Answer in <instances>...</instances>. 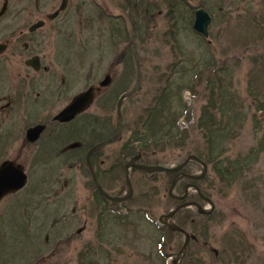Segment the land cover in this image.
I'll return each mask as SVG.
<instances>
[{"label":"rangeland","instance_id":"obj_1","mask_svg":"<svg viewBox=\"0 0 264 264\" xmlns=\"http://www.w3.org/2000/svg\"><path fill=\"white\" fill-rule=\"evenodd\" d=\"M71 3L62 18L39 33L41 39L47 38L46 45H64L61 70L67 79V103L74 93L104 80L116 54L113 80L103 97L73 120L61 122L62 128L52 129L51 136L47 133L37 145H23V140L38 117L27 115L15 124L13 107L0 108V163L13 159L28 174L26 187L0 204V264H172L184 252L185 236L157 226L176 203L168 197L172 176L131 168L134 199L108 203L97 192L86 162L89 148L118 133V96L136 83L132 13L138 28L141 83L121 106V137L92 155L94 170L108 193L125 196V166L135 156L126 157L123 147L135 140V131L151 134L148 141L153 143L145 156L176 166L205 147L197 125L206 108L205 113L217 117L214 129L220 124L238 130L232 140L224 139L223 158H246V177L228 184L210 165L199 185L212 203L188 187L189 200L209 213L200 215L192 205L173 220L179 224L184 216L190 217L185 227L193 238L181 263L264 264V112L258 109L264 110V104L259 105L264 103V0ZM28 4L15 0L17 23L9 12L3 24L14 22L28 33L31 22L46 18L51 6L40 2L39 9L38 3L33 8ZM201 8L212 16L207 39L193 29L195 12ZM100 11L105 15L102 22L103 16L93 22L90 16ZM24 32L19 45L29 41ZM8 89L5 84L3 96H8ZM231 108V114L233 108L243 113L234 116L235 125L228 120ZM252 149L258 154L251 155ZM188 170L200 175L204 166L192 161ZM175 179V193L180 195L186 181Z\"/></svg>","mask_w":264,"mask_h":264},{"label":"flooded vegetation","instance_id":"obj_2","mask_svg":"<svg viewBox=\"0 0 264 264\" xmlns=\"http://www.w3.org/2000/svg\"><path fill=\"white\" fill-rule=\"evenodd\" d=\"M62 1L28 0V7L32 6V8L34 5L37 6V3L39 8L40 2L43 6L51 3L49 11L44 13L46 18L42 17L36 22H31L32 25L40 22L42 26L34 31H31L28 27V33L23 30L20 31L18 25L15 26V23H17L15 18L19 16L15 15V0H2L0 6V73L3 74L0 75V82L6 80L0 87V103L8 99L0 108L13 107L15 111L14 118H16L15 124L27 115L38 117L31 126L46 125L38 140L39 142L44 139L47 133L51 136L52 129L55 131L64 126L50 117L51 114H57L68 104V97L66 96L67 79L61 70L64 68V59L61 57V48L64 45H58V47L57 45H46L47 38L42 37L43 42L39 36L40 31L52 23L54 24L59 17L62 18L66 14L65 11L69 9L72 0H66V8L60 10ZM5 8V13L1 15V11ZM9 12H11V18L15 23H7L5 26L3 21ZM63 20L67 21L66 18ZM23 25L25 26V24ZM28 26H30V23ZM23 32L29 36V41L19 45L20 39L24 38ZM15 33H20V36H15ZM57 50L59 52L58 57H56ZM114 65L113 62L108 75H112ZM5 84L9 85L8 96H3L5 94V91H3ZM107 92L105 91V93ZM51 121L53 122L51 123ZM16 135L15 132V137ZM23 141V145L29 144L25 139ZM38 141L31 145H37Z\"/></svg>","mask_w":264,"mask_h":264},{"label":"water","instance_id":"obj_3","mask_svg":"<svg viewBox=\"0 0 264 264\" xmlns=\"http://www.w3.org/2000/svg\"><path fill=\"white\" fill-rule=\"evenodd\" d=\"M130 6L132 4V0H128ZM132 22H133V31H134V34H133V50H134V55H135V59H136V62H137V67H138V78H137V83L136 85L134 86V88L125 93L121 98H120V101H119V104H118V114H119V130H118V133L109 138V139H106L98 144H96L95 146H93L88 154H87V161H88V164L91 168V171L93 173V178L96 182V185L98 186V188L100 189V191L107 197L109 198L110 200H113V201H123L125 200L126 198H128L129 196H131L133 194V187H132V184H131V181H130V176H129V168L131 166H137L141 169H144L146 171H149V172H155V171H168V172H171V171H176V170H179L181 168H183L185 165H187L189 162H191L192 160H195V161H198L200 163L203 164L204 166V173L200 176H190L191 178L193 179H200L204 176L206 170H207V165L203 162H201V160L199 158H197L196 156H190L184 163L180 164V165H177V166H173V167H169V166H163V165H160V166H147V165H136L132 162H129L126 164L125 168H126V171H127V183H128V186H129V194L124 197V198H121V197H112V196H109L108 194H106L101 185L99 184L98 180H97V177L93 171V168L91 166V163H90V157L91 155L98 151L100 148H102L103 146H105L106 144L108 143H111L115 140H117L119 137H120V134L122 132V114H121V104L123 103V101L126 99V98H129L130 96H132L139 88V84H140V60H139V54H138V51H137V25H136V20L134 18V15L132 13ZM211 23V16L209 15V13L207 11H205L204 9H199L197 12H196V20H195V24H194V28L196 31H198L199 33L205 35V36H208L209 32H208V27ZM110 83V78L108 77L103 83L102 85H108ZM93 98H94V90L93 89H90L89 91L85 92V93H82L80 95H78L77 97H75L74 101L65 109L63 110L59 116L57 117L59 120L61 121H69L71 119H73L77 114L83 112L85 109H87L88 105L93 101ZM34 130H36V128L34 129H30L29 130V134L32 133ZM32 140V139H31ZM27 183V176L24 172V168L21 166V165H18V164H15V163H12V162H5L1 167H0V201L6 196L8 195L9 193H14L20 189H22ZM175 186V182L173 183V186H172V189L174 188ZM195 188L198 189V191L200 192L199 188L195 185H193ZM172 189L170 191V194H172ZM210 203L211 200L206 198ZM182 206L184 205H181L179 207H177L176 209H174L173 211H171L167 216L166 218H171L174 216L175 212L180 209ZM200 210L201 212L205 213V210H203V208L200 207ZM170 225L172 228L182 232V233H185V231H183L181 228L177 227V226H174V225H171V224H168ZM186 235V241H185V245H184V249L187 248L188 244H189V240L190 238L193 236L185 233ZM213 251L218 254V251L216 249H213ZM181 254L179 255L178 258H181ZM176 262V261H175Z\"/></svg>","mask_w":264,"mask_h":264},{"label":"trees","instance_id":"obj_4","mask_svg":"<svg viewBox=\"0 0 264 264\" xmlns=\"http://www.w3.org/2000/svg\"><path fill=\"white\" fill-rule=\"evenodd\" d=\"M256 95L254 97V100H256L257 98ZM263 104L264 103H261L259 105H263ZM205 109L206 108H204V110ZM204 110L202 111L201 116L199 117L198 120L199 123L197 125V129L201 130L203 137L205 138L206 145L201 149L202 151L200 150L199 153H197L196 155H198L203 161H205L208 164V166L211 165V167L216 172V174L219 175L220 178H222V181H225L228 184L238 183L239 180L241 181L242 179L241 177H246L245 174L246 165L244 163H246L248 160L246 158L243 159L239 158L240 156H238V158L235 159H232L231 158L232 156H227L223 158V155L226 153V147L224 146V139L232 140L234 137L237 136L238 130L233 129L232 128L233 126L230 127L226 126L223 128L222 126H220V124L219 127H215L214 129V125L216 124L217 117L214 114H211L209 116V114L205 113ZM233 119H235V117H232L231 115L228 116L229 123H232ZM233 125H235V123ZM150 136L151 134L149 133L146 136H143V134L140 133L139 131H135L134 142L137 143L133 142V145L130 146V153H128V155L133 156L137 152H141L143 154L144 152H146L147 154H149L150 152L147 151L146 149L149 146H151V144L153 143L148 141V139H150ZM254 150L255 149L251 150L250 153L251 155L258 154L257 151ZM144 158L143 161L147 164L155 163L153 162L151 156H145ZM249 167L250 165H247V169ZM186 171L189 172L188 167L186 168ZM197 183L199 184V182ZM237 258L239 257L237 256ZM188 262L189 264H193L191 260Z\"/></svg>","mask_w":264,"mask_h":264}]
</instances>
